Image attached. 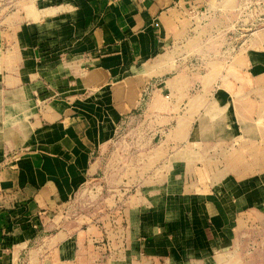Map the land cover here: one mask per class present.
Instances as JSON below:
<instances>
[{"label":"crops","instance_id":"crops-1","mask_svg":"<svg viewBox=\"0 0 264 264\" xmlns=\"http://www.w3.org/2000/svg\"><path fill=\"white\" fill-rule=\"evenodd\" d=\"M185 7L12 2L0 58V125L9 134L0 157V264H145L144 255L208 262L237 216L264 212V38L242 54L243 83L218 71L211 101L213 88L192 78L209 76V61L220 60L203 32H190ZM178 46L188 56L172 51ZM195 55L205 70L185 66ZM141 119L142 134L130 140ZM120 125L128 134L122 155ZM88 183L105 193L103 203L69 211Z\"/></svg>","mask_w":264,"mask_h":264},{"label":"rangeland","instance_id":"rangeland-1","mask_svg":"<svg viewBox=\"0 0 264 264\" xmlns=\"http://www.w3.org/2000/svg\"><path fill=\"white\" fill-rule=\"evenodd\" d=\"M13 1L14 0H0V58L3 56V52L7 47L6 45H8L6 44V41L9 39V34H12V13L10 12L12 11ZM203 34L205 35V32H203ZM208 36H210L211 38L209 37L207 47L208 49L206 47L205 48L207 49V51H209L208 53L210 57L214 56L220 61H209V76H199L196 78H192V80L193 84H207L208 86H210V88H213L210 91V98L212 97L210 100L213 101V99H215L214 90H216V75L218 71L225 69L230 73L232 72L233 74H240V78L238 79V81L241 80V82L243 83L241 70L247 65V57L242 54H245L246 50L248 51V46H243L241 47V50L238 51L239 45L234 44L233 39L228 40V38L226 37V42L220 44V38H222L221 35L208 34ZM259 36L261 37V39L264 38V29L261 32L257 33L256 37L258 38ZM215 43H218L219 45H216ZM259 46L262 50L264 49L263 45ZM175 50L179 54L188 56V53L185 52V47L183 46H178L176 49H172V51ZM186 60L184 64L186 67H189L192 72L200 71V69L205 68L203 62H201L200 58L196 55L194 58L190 60L188 59L187 62ZM1 67L2 63L0 61V72ZM225 80L226 87L232 85V78H226ZM8 136L9 134L7 129L0 125V157L4 154L3 139H6ZM247 149L248 148L242 146L240 147V149L236 148V150H239L241 154H244V152L249 154L250 152ZM233 150L235 149L233 148ZM242 160L243 159H241V161ZM105 197L106 196L104 192L100 194V192L91 191L88 193L87 191H85L83 192L82 196L76 200L74 204L76 208L71 206L69 211L72 212L75 210L84 209L88 212V210L93 208L92 205L96 202L103 203L102 200ZM78 204L80 206H78ZM105 209L107 211H110L111 208L104 206L100 209L98 208V211L102 210V212H104ZM248 214L253 216L250 221H240V217L237 216L238 221L236 220L230 223L227 231V243H225V246L213 250L212 254L209 257L210 260L208 262H197L193 264H264V212L248 211ZM69 216V218L72 219V215ZM104 255L105 254H99L97 256V260L99 262H104ZM142 258H145V264H164L163 261H161L160 263H154L153 260L147 258V255H144ZM139 260L140 259H138V262ZM131 261V263L136 264V257L133 258V260L131 259Z\"/></svg>","mask_w":264,"mask_h":264},{"label":"built area","instance_id":"built-area-1","mask_svg":"<svg viewBox=\"0 0 264 264\" xmlns=\"http://www.w3.org/2000/svg\"><path fill=\"white\" fill-rule=\"evenodd\" d=\"M184 4V15L192 35L205 32L203 36L209 39L208 34H218L222 37L220 44L226 42V37L228 40L233 39L234 44L239 45L238 51L241 47L248 46L258 31L264 29V0H184ZM141 124L142 119L137 121L130 140L136 138L135 134H142V128L139 127ZM121 126L114 138L116 150L120 155L123 147L120 146L119 140L128 135L125 131L126 125ZM85 191L95 192V187L88 183L84 187Z\"/></svg>","mask_w":264,"mask_h":264}]
</instances>
